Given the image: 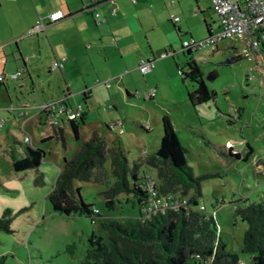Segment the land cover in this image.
<instances>
[{"label":"rangeland","instance_id":"1","mask_svg":"<svg viewBox=\"0 0 264 264\" xmlns=\"http://www.w3.org/2000/svg\"><path fill=\"white\" fill-rule=\"evenodd\" d=\"M169 1L144 0L145 7L152 8L141 13L142 20L146 25L156 26L155 32L148 33L150 43L147 44L141 35L142 54L150 57L151 49L154 55L153 68L144 78L137 71L116 75L117 66L106 63L105 54L98 47L100 42L91 40V49L86 51L88 56L79 66L84 71L98 72L94 82L100 85L87 104L82 101V92L75 86L70 87L69 103L73 107L81 105L85 112L83 125L78 123V140L68 123H64L61 140L54 136L49 125L40 122L38 108L62 97L65 82L68 85L76 82L71 78L74 72L65 80L59 72L50 74V62L43 57V50L40 49V61L31 47V54H34L29 68L32 80L24 74L17 81L8 79L0 87V121L3 122L0 126V217L7 210L10 211L8 217L13 218L9 231H0L2 264H84L88 238L92 233L105 240L108 237V230L101 226L102 222H117L124 226L134 224L139 219L134 197L120 194L107 208L103 196L107 190L105 185L74 182L84 203L98 211L95 222L80 213L70 217L54 215L47 196L63 160L72 159L93 131H98L108 145L118 143L132 167L133 163L153 155L158 149L162 136L161 120L166 114L181 145L187 150V163L194 176L203 178L200 183L202 196L197 200L200 209L215 219L217 238L225 244L226 250L236 254L241 264L250 263V256L242 253L247 225L234 213L252 202L264 200V182H261L264 180V62L260 61L263 74L253 70L252 60L225 66L223 62L232 55L227 48L228 40L218 43L219 50L216 51L202 46L191 54L190 59L199 65L203 82L216 96L201 106L192 107L187 93L193 92L196 84L179 73L180 70L183 74L189 71L186 65L189 58L180 51V42L191 39L202 42L207 36L203 20L215 31L217 19L208 3L200 4L202 14L198 15L191 0H180L181 9L172 11L179 23H168L169 14L163 3ZM139 3L137 0L136 7ZM128 6L132 7L129 3ZM102 43L109 56L112 39L104 38ZM238 47L241 52L244 44H238ZM10 48L15 51V47ZM164 51L168 53L165 58L162 57ZM4 52L7 53L8 49ZM19 66L21 63H15L9 55L5 74L11 76ZM1 71L2 64L0 76ZM125 89L130 91V98ZM113 125L116 126L111 127ZM42 137L52 139L42 142ZM26 138L30 140L29 147L45 152L38 168L43 175L41 185L35 184V170L16 173L12 168V158L18 157V153L24 154ZM210 144L220 149L224 147L225 154L227 146L231 145L242 156L240 159H225ZM250 148L253 152L244 161ZM106 169L110 185L113 178L109 161ZM139 176L153 180L156 186L159 184L156 171L147 165L141 166ZM192 195L193 192L174 195L176 203L169 210H185L184 206L192 210L189 203Z\"/></svg>","mask_w":264,"mask_h":264},{"label":"trees","instance_id":"2","mask_svg":"<svg viewBox=\"0 0 264 264\" xmlns=\"http://www.w3.org/2000/svg\"><path fill=\"white\" fill-rule=\"evenodd\" d=\"M206 29L209 34L208 26ZM180 49L189 58L186 64L189 71L183 74L180 70L179 73L184 79H190L196 84L194 91L187 93L188 101L192 107H197L214 100L216 93L207 89L199 65L190 59L191 54L198 50L190 47ZM260 53L264 54V42L261 43ZM241 60L248 59L238 54L226 59L223 64L231 66ZM88 96L87 91L83 92L84 103ZM79 122L83 125V117ZM78 123L72 122L70 125L76 140L79 139ZM139 127L148 132L145 127ZM161 127L162 136L156 152L142 161L133 163L132 167L128 165L118 143L108 145L98 131H93L88 141L72 159L63 160V166L52 191L47 196L52 213L62 217L80 213L90 218L92 222L99 217L98 213L93 212L92 205L84 203L81 199L79 188L74 187L75 181L107 186L103 193L107 208L113 205L114 199L120 194L134 197L139 219L127 226L117 222H102L101 226L108 230V237L105 240L92 233L88 238L84 264H241L238 256L229 253L225 244L217 238L215 219L200 210L197 200L202 196L200 183L203 178L194 176L187 163V150L181 145L167 114L162 117ZM54 136L62 140L63 132L54 131ZM51 139L52 137L42 142ZM210 145L225 159H240L242 156L241 153L229 149L225 154L224 149ZM24 146V156L12 158L13 171L20 173L35 170L37 172L35 184L41 185L43 175L38 172V168L45 158V152L28 145ZM251 153L252 150L249 149V154L243 160L246 161ZM108 161L113 178L110 185L106 169ZM142 165L156 171L161 196H173L178 193L187 195L193 192L189 201L192 210L189 211L184 206L185 210L182 208L176 212L167 210L164 214L157 213L150 219H144L140 214V208L147 195L142 188L145 178L139 176ZM9 214L10 211L6 210L0 217V231H9L13 219L8 217ZM234 214L247 225L242 239V253L250 256L249 264H264V200L239 208Z\"/></svg>","mask_w":264,"mask_h":264},{"label":"crops","instance_id":"3","mask_svg":"<svg viewBox=\"0 0 264 264\" xmlns=\"http://www.w3.org/2000/svg\"><path fill=\"white\" fill-rule=\"evenodd\" d=\"M133 1L134 2H132V0H0V64H2V75L5 77V81L0 83V87H2L8 79L11 80L9 78L10 76L5 74V67L9 55L15 63H21V66H19L20 68H16L13 74L21 70L24 71L21 76L12 81L19 80L24 74L28 75V77L30 76L32 80L29 70L31 57L37 53L36 56L41 58L40 61H42L41 49L44 51L43 57L50 62L48 68L50 74L59 72V75L65 80L66 76H71L70 74L74 72L71 78L76 80L73 85H68L67 82L64 81L65 91L63 96L59 99L51 100L50 102L62 99L72 106L69 103V97L72 96L70 87L75 86L77 91L82 92V101L83 92L87 91L89 93V98L85 103L83 102L87 104L95 88L100 85L99 82H94L95 78L98 76V72L84 71L79 66L80 62L88 56L86 51L91 49V40L100 42L98 47L103 50L100 52H103V55L105 54L104 60L106 63L110 62L117 66L116 75H128L137 71L140 76L144 78L149 73L142 75L138 70V66L142 60L152 61L154 63V55L150 49V57H145L141 52L143 50L140 48V41L144 38L147 44L150 43L148 33L155 32L156 26L153 24L146 25L141 17L143 11H148L152 7H149V9L145 7L144 0H140L138 7H136L137 0ZM170 2L174 3L170 5ZM202 2L208 3L210 6V0H191L192 6H194L196 11L195 14H202L200 12V4ZM128 3L132 7L128 6ZM163 5L166 7V10H168V23H173L170 16L175 17L172 11L176 8L181 9L180 0H170L168 4L163 3ZM210 10L212 11L211 6ZM56 12H61L63 17L50 23L49 16ZM96 14L99 15L98 19L95 18ZM40 20L45 26L44 31L37 35H28V32L32 30ZM179 21L177 23H179ZM216 21L218 28V19ZM203 25L206 33V26H208L210 30H213L211 25L207 24L205 20H203ZM176 33L177 38H179L180 30L178 27L176 28ZM97 34L99 35L98 37ZM104 38L112 39L113 48L109 56L107 49H105L106 45L103 46L102 43V39ZM228 41L230 43L227 48L228 51L232 53L231 57L237 56L240 52L238 44L241 46L243 43L239 40ZM10 47H15V51L11 50L12 48ZM31 47L34 48V54H31ZM6 48L8 49L7 53L4 52ZM216 50H219L218 46L215 51ZM172 55L173 53L171 56ZM260 56L262 62H264V54ZM55 61H62V68L51 71L50 66ZM124 71H126L125 74H121ZM104 85L108 87L107 84ZM129 92L128 89H125L126 96L130 94ZM127 97L130 98L131 96L129 95ZM39 116L42 118L40 122L43 124V117L40 114ZM84 118L85 112L83 114V120ZM61 131L63 132V130ZM41 134L43 135L44 133ZM42 138L47 139L46 137ZM222 149H224V147ZM23 156L24 154L18 153V157L16 158H21ZM261 182H264V180ZM259 185L260 182L257 181V186Z\"/></svg>","mask_w":264,"mask_h":264},{"label":"built area","instance_id":"4","mask_svg":"<svg viewBox=\"0 0 264 264\" xmlns=\"http://www.w3.org/2000/svg\"><path fill=\"white\" fill-rule=\"evenodd\" d=\"M132 2L134 1L132 0ZM173 3L174 2H170V5ZM210 6L218 19L219 24L217 30H210L208 36L202 42L196 43L192 39L188 42L182 41L181 47H190L193 50H199L202 46H209L210 48L216 49L218 43L222 41L239 40L244 44V49H242L239 54L248 60H252L254 62L253 70L263 74L260 67V61H262L260 47L261 43L264 42L263 0H210ZM62 17L63 15L61 12H56L49 16V21L53 23ZM95 18L98 19L99 15L96 14ZM170 19L173 23L179 21L178 18L172 16H170ZM44 29L45 26L40 20L37 25L28 32V35H37L44 31ZM167 55L168 53L165 52L162 57L165 58ZM62 61H55L50 66V70L54 71L56 69H61ZM152 68V61H142L138 66V70L142 75L148 73ZM22 73V70L18 71L9 78L15 80ZM3 80H5V77H0V82ZM153 93L154 92L151 94L153 95ZM38 112L43 117L44 123L55 131L64 130V123L70 125L72 122L78 123L84 114L81 105L72 107L62 99L41 105L38 108ZM0 126H3V122H0ZM24 143L30 144V140L26 138ZM227 147L229 150H233L231 145ZM142 188L147 195L145 202L140 208V214L144 219H150L157 213L164 214L165 211L169 210L170 207L176 203L174 195L166 197L161 196L158 191V186H156L151 179L145 180ZM93 212L98 213L96 209H94Z\"/></svg>","mask_w":264,"mask_h":264},{"label":"water","instance_id":"5","mask_svg":"<svg viewBox=\"0 0 264 264\" xmlns=\"http://www.w3.org/2000/svg\"><path fill=\"white\" fill-rule=\"evenodd\" d=\"M23 73H24V71H23ZM23 73H22V74H23ZM22 74H21V75H22ZM21 75H20V76H21ZM2 76H3V75H2ZM2 76H1V77H2ZM29 79H31V78H30V76H29ZM4 81H5V80H3V81H2V82H0V83H3Z\"/></svg>","mask_w":264,"mask_h":264}]
</instances>
